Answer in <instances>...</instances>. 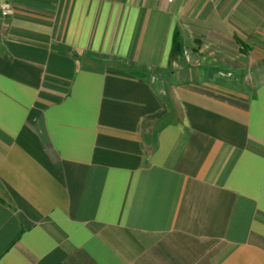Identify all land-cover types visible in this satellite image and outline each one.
Returning <instances> with one entry per match:
<instances>
[{
  "label": "crops",
  "instance_id": "crops-1",
  "mask_svg": "<svg viewBox=\"0 0 264 264\" xmlns=\"http://www.w3.org/2000/svg\"><path fill=\"white\" fill-rule=\"evenodd\" d=\"M3 1L0 264H264V0Z\"/></svg>",
  "mask_w": 264,
  "mask_h": 264
},
{
  "label": "built area",
  "instance_id": "built-area-1",
  "mask_svg": "<svg viewBox=\"0 0 264 264\" xmlns=\"http://www.w3.org/2000/svg\"><path fill=\"white\" fill-rule=\"evenodd\" d=\"M1 10L4 16H10L13 13V7L9 1H3L1 3Z\"/></svg>",
  "mask_w": 264,
  "mask_h": 264
},
{
  "label": "rangeland",
  "instance_id": "rangeland-1",
  "mask_svg": "<svg viewBox=\"0 0 264 264\" xmlns=\"http://www.w3.org/2000/svg\"><path fill=\"white\" fill-rule=\"evenodd\" d=\"M249 52H250V50H247L245 54H248L249 55ZM236 61H237V63H240L241 65L246 64V62H245L246 61V58H244V57H240V59L239 60L236 59ZM262 70H264V68H260V70L258 71V73L260 75V79L259 80H261L263 78L262 76L264 75V73H263L264 71H262ZM226 75L229 76L228 74H226Z\"/></svg>",
  "mask_w": 264,
  "mask_h": 264
}]
</instances>
